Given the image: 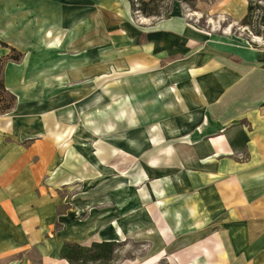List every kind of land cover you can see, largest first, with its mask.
Returning a JSON list of instances; mask_svg holds the SVG:
<instances>
[{"label":"crops","instance_id":"1","mask_svg":"<svg viewBox=\"0 0 264 264\" xmlns=\"http://www.w3.org/2000/svg\"><path fill=\"white\" fill-rule=\"evenodd\" d=\"M248 5L0 0V264L132 237L172 264H264V34L230 30Z\"/></svg>","mask_w":264,"mask_h":264},{"label":"trees","instance_id":"2","mask_svg":"<svg viewBox=\"0 0 264 264\" xmlns=\"http://www.w3.org/2000/svg\"><path fill=\"white\" fill-rule=\"evenodd\" d=\"M133 15L151 16L163 18L169 13L171 0H129ZM193 4L196 0H180ZM242 25L252 27L254 34H264V6L258 2L249 0L248 13L242 20ZM14 52V49H11ZM13 54V53H12ZM13 60H19L20 54L10 55ZM3 62L0 59V97L6 95L10 101L6 105H0V112L10 110L15 103V96L8 92L2 78ZM120 243L114 241L93 242L90 246H82L76 243H65L61 254L71 264H113L115 247Z\"/></svg>","mask_w":264,"mask_h":264},{"label":"rangeland","instance_id":"3","mask_svg":"<svg viewBox=\"0 0 264 264\" xmlns=\"http://www.w3.org/2000/svg\"><path fill=\"white\" fill-rule=\"evenodd\" d=\"M253 2H258L262 5H264V2L262 0H252ZM194 6V5H193ZM195 10V9H194ZM186 17L188 15V19L191 18V14L197 15L196 11H191V9L187 8V11L185 12ZM139 17H137L136 20H138ZM194 20V17H193ZM195 21V20H194ZM198 25L203 26L205 23V19H198L195 21ZM228 28L227 21L221 23V25L216 28L220 32H226ZM233 32H239L241 34H246L251 36L254 33V29L249 26H241L240 24L237 26H232L230 28ZM12 54V52H10ZM16 55V54H12ZM10 101V98L6 95H2L0 97V105H6ZM157 247L156 249L153 247L152 240H146L141 237H132L127 238L124 242H120L118 246L115 247V253H114V261L113 264H172L165 258H158L152 256V252H158L156 251L158 247H162V242L156 243ZM155 249V250H154ZM152 257V258H151ZM148 259V260H147Z\"/></svg>","mask_w":264,"mask_h":264},{"label":"bare ground","instance_id":"4","mask_svg":"<svg viewBox=\"0 0 264 264\" xmlns=\"http://www.w3.org/2000/svg\"><path fill=\"white\" fill-rule=\"evenodd\" d=\"M106 28H107V27H106ZM112 28H113V27H112ZM108 212H109V211H108ZM130 228H131V227H130ZM130 228H129V229H130ZM116 229H117V227H116ZM115 231H116V230H115ZM119 231H120V230H119ZM120 238H121V237H120ZM122 240H123V239H122Z\"/></svg>","mask_w":264,"mask_h":264}]
</instances>
